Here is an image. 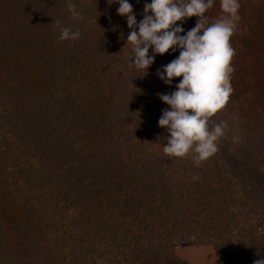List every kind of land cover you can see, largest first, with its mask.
Returning <instances> with one entry per match:
<instances>
[{
	"label": "rangeland",
	"instance_id": "rangeland-1",
	"mask_svg": "<svg viewBox=\"0 0 264 264\" xmlns=\"http://www.w3.org/2000/svg\"><path fill=\"white\" fill-rule=\"evenodd\" d=\"M71 2L82 20L72 18L67 0H0V177L20 155L28 166L21 153L31 142L44 160L29 166V181L46 190L63 175L69 186L56 188L53 201L41 194L29 201L30 216L15 218L7 236L17 230L14 243L0 240V264H253L264 257L255 238L264 223V96L240 92L264 80V0H239L230 39L234 92L211 118L229 127L220 150L198 167L163 149L119 145L112 154L119 117L157 125L169 107L157 93L175 91L182 78L169 86L156 73L179 50L156 55L142 76L128 63L131 30L119 4ZM150 2L129 0L137 22ZM205 15L209 23L220 18V0ZM56 20L80 37L60 41ZM196 21L187 18L181 35ZM46 219L48 233L59 227L54 244L39 234Z\"/></svg>",
	"mask_w": 264,
	"mask_h": 264
},
{
	"label": "clouds",
	"instance_id": "clouds-1",
	"mask_svg": "<svg viewBox=\"0 0 264 264\" xmlns=\"http://www.w3.org/2000/svg\"><path fill=\"white\" fill-rule=\"evenodd\" d=\"M113 2L119 4L117 14L126 17L131 30L126 39L132 45L128 63L142 71V76L148 74L156 55L179 50L176 59L157 69V76L166 85L182 78L175 91L157 93L169 106L162 110L158 126L168 133L163 146L166 156L191 158L195 166H200L220 150L219 141L229 127L227 121L216 123L211 118L226 108L234 92L231 79L236 50L230 39L241 20L239 0H220L223 15L211 23L205 13L215 0H151L144 4L139 22L129 0H108L109 4ZM67 9L72 18L83 19L71 0H67ZM190 17H197L196 24L181 35V25ZM54 27L59 30L60 41H74L81 35L62 27L60 20L54 22ZM253 264H264V257Z\"/></svg>",
	"mask_w": 264,
	"mask_h": 264
},
{
	"label": "trees",
	"instance_id": "trees-1",
	"mask_svg": "<svg viewBox=\"0 0 264 264\" xmlns=\"http://www.w3.org/2000/svg\"><path fill=\"white\" fill-rule=\"evenodd\" d=\"M263 81L264 80H259L258 83L260 85L257 86L254 84L252 89L251 87L249 88L250 84L248 81H243L239 84H246L249 89H242L240 92L242 94L246 93V96L248 97H250L252 91L258 92L257 94H259L260 98H262L264 96ZM148 120L151 122L147 126L146 121L142 122L141 117L138 119L135 117H127L125 120L122 118L120 119L119 117L115 122L116 124L119 123L120 133L117 136V139H114L115 142L110 140V150L112 154H115L114 151L117 150L119 145L124 147L126 150L133 148L131 149L133 152L141 151L140 149L142 148H150L151 150L163 149L167 136L163 134L159 128L157 129L158 123L156 125L154 124V120L147 119V121ZM110 124L113 125V123ZM24 144V153L22 152L21 154L26 155L24 157L23 164L28 166L23 167L21 157L22 155H20V158L19 156L17 158L19 162L16 160L17 162L12 163L11 166L8 165V168L11 167L8 169L9 173L4 175V177H0V240L10 244L14 243V237L18 236L17 233H15L18 231L14 230L15 232H13L10 237H7L11 233L14 223L17 224L15 222V218L23 217V215L30 216L31 213L29 212L30 210L28 203L29 201H36V194H41L42 196L45 195L47 197L46 199L53 201V192L57 191L56 188H59V190L56 192V194H58L59 191L61 192L63 184H66V187H69L67 185L66 177L63 175L54 177L53 182L56 181L54 182L55 184L50 183L51 185L49 184L46 190V187H39L40 185L31 183L29 179L33 172L30 170V173L28 172L29 166L32 167L33 164L36 163V160H40L41 163L44 159H42L41 151L36 147V144L34 145L31 142H26ZM128 151L130 150H127L126 152ZM128 160L130 161L131 159ZM126 163L128 162L126 161ZM51 223L52 222L46 219L44 224L42 223V229L39 234L40 236H43L44 239L49 240L54 244V238L52 240L51 237H53L52 234L57 236L59 233V227H53L52 231L48 233L47 229L52 228ZM261 228L262 230L258 235L255 236V238L258 239L259 243L264 244V223H262Z\"/></svg>",
	"mask_w": 264,
	"mask_h": 264
}]
</instances>
